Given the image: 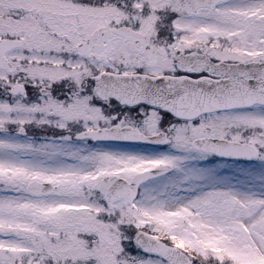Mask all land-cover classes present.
<instances>
[{"label": "snow or ice", "instance_id": "6c2138e0", "mask_svg": "<svg viewBox=\"0 0 264 264\" xmlns=\"http://www.w3.org/2000/svg\"><path fill=\"white\" fill-rule=\"evenodd\" d=\"M0 264H264V0H0Z\"/></svg>", "mask_w": 264, "mask_h": 264}]
</instances>
